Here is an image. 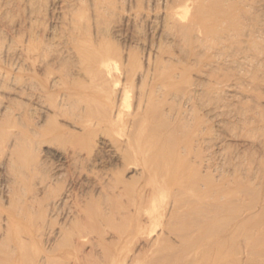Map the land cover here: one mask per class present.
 <instances>
[{
	"label": "bare ground",
	"instance_id": "obj_1",
	"mask_svg": "<svg viewBox=\"0 0 264 264\" xmlns=\"http://www.w3.org/2000/svg\"><path fill=\"white\" fill-rule=\"evenodd\" d=\"M253 1L0 0V166L11 177L41 172L45 163L37 154L51 142L66 144L58 154L72 170L87 162L83 150L88 161L106 151L102 155L121 165L116 171L112 163L114 173H94L105 197L99 202L75 198L69 204L73 185L46 197L61 178L53 171L40 185L42 198L27 191L24 208L9 196V205L8 198L7 206L0 202V264H49L55 251L69 249L73 264H145L144 247L135 251L129 242L145 245V223L155 219H146L145 210L150 213L162 193L150 181L146 191L145 176L158 179L165 171L172 174L173 195L186 185L194 191L193 200L186 197L195 214L193 264H250L249 253L264 245V8ZM143 22L153 26L157 45L137 69L131 45L118 38ZM135 86L125 112L122 99ZM25 97L39 106L36 122ZM75 170L79 177L84 168ZM127 171L138 179H126ZM10 179L9 191L19 182ZM168 207L166 224L179 209ZM60 212L64 222L46 229L48 247L30 252L25 246ZM95 213L109 225L108 235L100 220L99 227L81 222ZM15 215L43 228L12 235ZM239 237L250 244L246 251L234 247Z\"/></svg>",
	"mask_w": 264,
	"mask_h": 264
},
{
	"label": "rangeland",
	"instance_id": "obj_2",
	"mask_svg": "<svg viewBox=\"0 0 264 264\" xmlns=\"http://www.w3.org/2000/svg\"><path fill=\"white\" fill-rule=\"evenodd\" d=\"M248 1H250L251 2V0H248ZM257 1V3L259 2V0H256ZM253 2H255V0L253 1ZM152 3L154 4V1H152ZM260 3L262 4L261 6H262V8H264V0H261L260 1ZM151 10V9H150ZM155 32H154V29H153V26H151L149 23H145V22H143V23H139L138 25H136L135 27H132V28H130L129 29V31H128V33H126V32H123L122 34H121V36H119V40H118V43L119 44H124V43H129L130 45H131V47H132V49H133V51H134V54L136 55V58L138 59V68L137 69H139L142 65L143 66H145L144 65V60H145V57H147V55H148V53H149V51H150V48L151 47H154V46H156L157 45V35L156 34H154ZM125 34V35H124ZM156 37H155V36ZM123 39H124V41H123ZM141 61V62H140ZM140 62V63H139ZM164 65H168L167 63H164ZM135 82H136V85H138L139 83H138V80H135ZM150 84V83H149ZM137 87L138 86H135V89L134 90H132L131 88H129V89H127L128 90V92L126 93V97H125V100H123L122 99V104H123V110L126 112L127 111V109L129 108L128 106L130 105V103L131 104H133V102L135 101V90H137ZM131 89V90H130ZM26 99V97L24 98V100ZM28 99H26L25 100V103L27 104V106H25V110H26V108H27V111L26 112H31L30 113V115L28 114V116L30 117V119H31V121H33V122H36L37 120V117H38V115H39V106L36 104V101H31V99H29L28 101H27ZM27 101V102H26ZM31 102V103H30ZM35 103V104H34ZM29 104H31L32 106H30ZM34 104V105H33ZM99 104V103H98ZM29 105V106H28ZM95 105V104H94ZM100 105V104H99ZM101 105H104L103 103L101 104ZM36 107V108H35ZM93 108H96L97 110H102V108L104 107H99V106H92ZM99 107V108H98ZM35 108V109H34ZM35 111H34V110ZM34 112H33V111ZM37 112H38V114H37ZM31 114H32V116H31ZM59 119V118H58ZM95 119V120H94ZM35 120V121H34ZM91 121L92 122H96V118H93V119H91ZM58 122H59V124L60 125H62V127H65V128H67L68 130H70V131H78L76 128L74 129V128H72V127H70V126H68L67 124V122L64 120V119H62V118H60L59 120H58ZM65 122V123H64ZM92 122H90V123H92ZM94 127V126H93ZM98 133L100 134L101 132L100 131H98ZM97 132H96V134H98ZM116 133V132H115ZM96 134H94L95 136V138L93 137V136H91V139L93 138V139H97V136L99 135H96ZM103 135H105V134H103ZM102 135V133L99 135V136H103ZM98 136V137H99ZM85 139V138H84ZM53 143H55L56 145H54ZM60 143V142H59ZM59 143H57V142H51V143H46V144H42V147L40 148V150H39V153L37 154L38 156H37V158H39L40 160H41V162H43V163H45V164H43V165H41L42 167H45L46 168V171H48V173L45 171V168H42L43 170H40L41 172H35V173H33L32 175L30 174V175H27L28 177H26V176H24V174H20V172L17 174V175H12V177L14 176V178H12L11 176H9L10 174L8 173V171H7V169L6 168H2V166H0V197L1 196H3V195H7L6 196V198H5V196H3L2 197V199L0 198V202L1 203H3L5 206H7L6 204H8L9 202H10V198L9 197H12L11 198V200L13 201V205H15V200L17 199V201H18V204L16 203V205L15 206H19L20 207V205H19V203L21 202V201H19V200H22V202H21V206H23V208L25 207L24 206V202L25 201H27V200H29L30 198H28V197H26V192H27V194L30 192V193H32L33 191V194H35L36 195V191H38L37 192V196L38 197H40V198H42L43 197V193H41V186H42V183H44V181L46 180V178H47V176L49 175V173H52L51 171H53V173H55L56 175H58L57 176V178H60V180H57L58 182H57V187H54V188H56V189H49L47 192H46V194H47V196L46 197H50V195H51V197L53 196V193H55L56 191H57V189H61L60 191H62V189L63 188H66L68 185H73L72 186V191L74 192V196L75 197H73L70 201H69V204H72L73 202L72 201H74L75 200V198L77 199H79V198H81L82 200H84L85 202H87V201H89V199H93V200H95V201H97V202H99V201H102V200H104L103 198H105L104 196H102V195H100L99 194V188L97 187V183H99V181H100V178H98L99 179V181H97L98 179H97V177H100L99 175H102L104 172L106 173V171H107V173H109L108 171H111V172H115V171H113L112 169H114V167L116 168V171L117 170H119L120 168H121V165H119L118 163H116V161L114 162V160H113V162H111V158L109 157V155H108V159L106 158L107 156V154H105V155H102L103 153H106V151L105 152H103L102 151V154H100V156L98 157V158H96L97 160H94V159H92V158H90L91 160H93V162H91L90 160L88 161V159H87V152H86V150L84 151L83 150V152H84V154L81 152V155L83 154L84 156H83V159L85 160V161H87L86 163H84L83 162V160H81V162H83V165L84 166H82V163L80 162V164L78 163V166H79V168H78V166L76 167V169H79V171L82 169V168H84V171L81 173V175H79V177H77V175L76 174H78V173H76V174H74V175H72V173L74 172V170H72L73 169V167L70 169V165H69V160L67 159V158H65L63 155H60L59 156V154H58V151H59V149H60V151L61 150H65L66 148H65V146H66V144L65 145H63L62 143L61 144H59ZM67 147V146H66ZM156 147H160V146H156ZM65 148V149H64ZM47 149V150H46ZM49 149V150H48ZM55 150V151H54ZM57 151V152H56ZM59 151V152H60ZM55 152V153H54ZM62 152V151H61ZM86 153V154H85ZM102 156H103V158H102ZM105 156V157H104ZM41 157V158H40ZM61 157V158H60ZM86 157V158H85ZM63 158H65V160L63 159ZM103 159V161H101L102 159ZM264 159V158H263ZM67 161V162H66ZM100 161V162H99ZM102 163V164H101ZM115 164V166L113 165V164ZM53 164V165H52ZM87 164H88V166H87ZM49 165V166H48ZM154 165V166H153ZM152 165V167H154L155 168V164H153ZM48 166V167H47ZM70 166V167H69ZM82 166V167H81ZM90 166V167H89ZM50 167V168H49ZM69 167V168H68ZM93 167V168H92ZM55 170H54V169ZM59 169V170H58ZM66 169V170H65ZM93 169V170H92ZM100 169V170H99ZM110 169V170H109ZM4 170V171H3ZM24 170H25V168H23V172H24ZM50 170V171H49ZM57 170V172H54V171H56ZM63 170H65L67 173H65V171H63ZM61 171V172H60ZM73 171V172H72ZM75 171H77V172H79L78 170H75ZM90 171V172H89ZM99 171V172H98ZM103 173H102V172ZM44 172V174H45V176H43V173ZM72 172V173H71ZM96 172V174H99L100 172V174L99 175H96V176H94V173ZM9 175H8V174ZM38 173H40V174H38ZM58 173V174H57ZM62 173H64L65 175L63 176L62 175ZM164 173V175L163 176H161L162 174ZM2 174V175H1ZM61 174V175H60ZM68 174V175H67ZM90 175H91V177H90ZM171 175V176H170ZM4 176V177H3ZM9 176V178H7ZM22 178V181H20L21 180V178ZM73 176H75V177H77L78 179H76V178H74ZM125 178L126 179H130V180H132V178H133V181L135 182L137 179H138V177H136L137 176V174H134L133 172H131V171H127L126 173H125ZM131 176H132V178H131ZM10 177L12 178V179H10ZM18 177V178H17ZM34 177V178H33ZM39 177V178H38ZM41 177V178H40ZM70 177V178H69ZM96 177V178H95ZM157 177H159L158 179L155 177V178H152V180L151 179H149L148 177H146L145 176V188L150 184V185H154L155 184V182L158 184V186L159 187H162L161 189V192L163 193H160V195L158 196V198H157V200H156V202H155V208L153 207L152 209L150 208V213H148V208H147V211L145 210V218L147 219V215L148 214H150V216L151 217H155V219L154 220H156L159 216H160V219L158 218L157 219V221H154L152 218H151V220L150 221H146L145 220V222H147V223H145V234L143 235V236H145V245H144V243L142 242V241H138L136 238L135 239H133V240H131L130 242H129V246H131V247H133L134 248V250L135 249H137V250H135V251H138L141 247H144V249H145V264H193V261H194V259H195V257H196V248L193 246V244H192V241L194 240L193 238L195 237L194 235H195V233H194V217H195V214H193V212H192V203H193V201H190V200H186V197H188L187 199H189V198H192V200H193V196H194V191L192 190V188H191V186L190 185H186V186H184L185 188H183V190H182V192L181 193H179L178 195H173V194H176L175 193V187L174 188H172L174 185H173V182H172V174H168V172H160V174H158L157 175ZM163 177V178H162ZM167 177H169V179L167 180ZM7 178V179H6ZM25 178V179H24ZM32 178V179H31ZM8 179H10L11 181H16V180H18L19 182L17 183V181L16 182H14V183H17V184H15L14 186V190H11V191H9L8 190V188L6 187L7 185V182H6V180H8ZM16 179V180H15ZM64 179H66L65 181H64ZM71 179H76L75 181L74 180H72V181H70ZM92 179V180H91ZM148 179V180H147ZM2 180H4V182H2ZM95 180H96V182H95ZM150 181V182H149ZM161 181V182H160ZM62 182V183H61ZM66 182V183H65ZM72 182V183H71ZM81 182V183H80ZM148 182H149V184H148ZM5 184V185H3V184ZM22 183V184H21ZM38 183V184H37ZM40 183V184H39ZM147 183V184H146ZM169 183H170V186L172 185V187L170 188V186H169ZM18 184H19V187H18ZM21 184V185H20ZM35 184H37V185H35ZM156 184V185H157ZM17 185V186H16ZM39 185V186H38ZM41 185V186H40ZM4 186V187H3ZM32 186V187H31ZM7 188V190H6V188ZM169 187V188H168ZM2 188V189H1ZM19 188V189H18ZM34 188H36V189H34ZM80 188V189H79ZM93 188V189H92ZM95 188V189H94ZM23 189V190H22ZM39 189V190H38ZM168 189V190H167ZM171 189V190H170ZM188 189H189V191H188ZM6 190V191H5ZM77 190V191H76ZM79 190V191H78ZM84 190H86V191H84ZM148 190V187L146 188V191ZM18 191V192H17ZM23 191V192H22ZM51 191V192H50ZM177 191V190H176ZM187 191V192H186ZM193 191V192H192ZM4 192V193H3ZM7 192V193H6ZM15 192V193H14ZM3 193V194H2ZM13 193V194H12ZM30 193L28 194V195H30ZM49 193H50V195H49ZM16 194V195H15ZM45 194V195H46ZM193 194V195H192ZM23 195V196H22ZM49 195V196H48ZM102 196L103 198L101 199V197L100 196ZM173 195V196H172ZM183 195H184V198H183ZM188 195V196H187ZM9 196V197H8ZM14 196H15V198H14ZM20 196V197H19ZM22 196V197H21ZM24 196H25V199H24ZM31 196H32V194H31ZM30 196V197H31ZM177 196H179V197H177V199H176V197ZM192 196V197H191ZM96 197V198H95ZM9 199V201H8V199ZM20 198H22V199H20ZM28 198V199H27ZM180 198V199H179ZM183 199H184V202H183V208H182V202L181 201H183ZM4 200V201H3ZM179 200H181L180 202L181 203H178L179 202ZM5 201H8L7 203L5 202ZM24 201V202H23ZM171 201V202H170ZM168 202H170V204L168 203ZM188 202V203H187ZM6 203V204H5ZM43 203V202H42ZM41 203V204H42ZM158 203V204H157ZM191 203V204H190ZM36 204V203H35ZM178 204V205H177ZM185 204V205H184ZM9 205V204H8ZM42 205H44L45 206V204H42ZM171 205H174V206H176V208H179V209H177L178 211L176 212V213H174L173 214V216L171 217V223L170 224H166L163 220H164V215L163 214H165V209L169 206H171ZM14 206V207H15ZM34 206H36V205H34ZM38 206H40V204L39 205H37V207ZM43 206V207H44ZM180 206H181V208H180ZM185 206V207H184ZM36 207V208H37ZM110 207H111V204L109 203L107 206H103L102 207V210L104 211V209H105V211H107V210H110ZM147 207H149V205L147 206ZM168 207V208H169ZM66 208H68V207H65V210H68V209H66ZM108 208V209H107ZM15 209V208H14ZM182 209V210H181ZM65 210H63V212H65ZM153 210V211H152ZM164 210V211H163ZM17 211V209H15V212ZM160 211V212H159ZM63 212H60V214H58L57 216H55V218H52L51 219V222H48L46 225H45V227L43 228V227H40V226H36L35 224H33V225H29L28 223H26V218H25V216L23 217V216H18V215H15L16 216V223L13 225V227H12V229H11V234L12 235H15V234H18V235H20V236H26V233L27 232H31L32 233V235H35L36 234V231H40L41 229L40 228H43V230L45 231H43L42 230V232L40 231V233H37L35 236H33V240L31 241V242H29V244H27V246H25L28 250H30V252H33V253H38L40 250H41V246L43 247V248H45V246L46 247H48L47 245V243H45L44 241H45V234H46V231L48 230L49 231V229L51 228V226H52V228H53V226L54 227H57L56 225H59L60 223H62V222H64V215H65V213H63ZM17 213V212H16ZM62 213H63V215H62ZM147 213V214H146ZM159 213V214H158ZM157 214V215H156ZM61 215V216H60ZM64 216V217H63ZM192 216V217H191ZM157 217V218H156ZM185 217V218H184ZM91 218V219H90ZM174 220H173V219ZM62 219V220H61ZM89 219V220H88ZM100 220V222H101V224L102 225H100V227L98 226L99 224H98V221L97 220ZM60 220V221H59ZM153 220V221H152ZM173 220V221H172ZM56 221H57V223H56ZM86 221H88V222H86ZM53 222V223H52ZM81 222H85V224L87 225H96V226H98L100 229H101V231L104 229V228H108V231H109V225L107 226L106 224H105V222L103 221V220H101L100 218H99V215L98 214H92V215H90V216H88V218H85V219H83V218H81ZM89 222H91V223H89ZM185 224H184V223ZM24 223V224H23ZM67 223H68V221H67ZM25 224H27V225H25ZM48 224H50V225H48ZM98 224V225H97ZM104 224H105V226H104ZM184 224V225H183ZM193 224V225H192ZM15 225H16V227H15ZM67 225V224H66ZM84 225V224H83ZM166 225V226H165ZM46 226H49V227H46ZM18 227V228H17ZM22 227V228H21ZM101 227H103V228H101ZM17 229V230H16ZM47 229V230H46ZM99 229V230H100ZM160 229V230H159ZM35 230V231H34ZM51 230V229H50ZM189 230V231H188ZM38 231V232H39ZM48 231H47V233H48ZM108 231H106V229H104V233L105 234H107V232ZM169 232V233H168ZM89 234L88 235H90L89 236V238H92V239H95L96 238V234L94 233V232H88ZM103 233V232H102ZM194 235H193V234ZM39 234H43L41 237L39 236ZM158 234V235H157ZM108 235V234H107ZM106 235V236H107ZM157 235V236H156ZM183 235V236H182ZM191 235V236H190ZM37 236V237H36ZM105 236V237H106ZM162 236V237H161ZM240 236H243V235H240ZM107 239H109V237L107 236L106 237ZM240 238V237H239ZM243 238L244 237H242V238H240V239H238V240H241V241H236L235 242V248H241L242 250H244V251H246L247 250V247H250L249 245V243L247 242V243H245L244 242V240H243ZM169 240V241H168ZM243 240V241H242ZM40 241H41V243H40ZM139 243H138V242ZM185 241V242H184ZM191 241V242H190ZM35 242V243H34ZM188 242V243H187ZM130 243H132L131 245H130ZM240 243H242V244H240ZM41 244V245H40ZM45 244V245H44ZM193 246V248H191L192 246ZM232 244H229V245H227V247L228 246H231ZM191 246V247H190ZM233 247V248H234ZM88 247H86V249H87ZM230 248V247H229ZM255 248H256V250H258V249H260L261 248V250L260 251H257V252H253V253H249V255H248V262H250V264H255L258 260L259 261H261V262H264V256H263V249H264V245H261L260 247L258 246H255ZM258 248V249H257ZM263 248V249H262ZM173 249V250H172ZM262 252V253H261ZM255 253H257L256 255H254ZM253 254V255H252ZM75 254L73 253V250H71V249H69V252H68V254H67V252H58V251H55L54 252V254L53 255H51L50 257H49V264H73V262H74V256ZM260 257V258H258V257ZM261 257H263V258H261ZM72 258V259H71ZM71 259V260H70ZM70 260V261H69ZM189 261H191V262H189ZM171 262V263H170ZM186 262H188V263H186ZM261 262H259V264H261ZM93 263V262H92ZM18 264H20V263H18ZM94 264V263H93ZM113 264H115V263H113ZM258 264V263H257ZM264 264V263H263Z\"/></svg>",
	"mask_w": 264,
	"mask_h": 264
}]
</instances>
